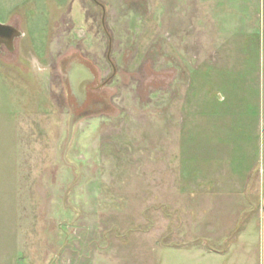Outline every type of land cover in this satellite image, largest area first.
Returning <instances> with one entry per match:
<instances>
[{"label": "rangeland", "instance_id": "374dc122", "mask_svg": "<svg viewBox=\"0 0 264 264\" xmlns=\"http://www.w3.org/2000/svg\"><path fill=\"white\" fill-rule=\"evenodd\" d=\"M9 25L0 264L258 263L264 0H0Z\"/></svg>", "mask_w": 264, "mask_h": 264}, {"label": "crops", "instance_id": "0c3cea01", "mask_svg": "<svg viewBox=\"0 0 264 264\" xmlns=\"http://www.w3.org/2000/svg\"><path fill=\"white\" fill-rule=\"evenodd\" d=\"M19 30V29H18ZM235 192L241 193L244 192V197L241 194H238L237 197L240 200H245L247 202L248 206L245 211L242 212V215L251 217L250 219H247L245 222H251V219L253 218V223L257 225V234H258V263L257 264H264V186L259 187L256 189V187H248L245 186L243 189L241 187H236ZM252 195V196H251ZM255 199V200H254ZM253 201L251 204L248 203V201Z\"/></svg>", "mask_w": 264, "mask_h": 264}, {"label": "flooded vegetation", "instance_id": "af4514ba", "mask_svg": "<svg viewBox=\"0 0 264 264\" xmlns=\"http://www.w3.org/2000/svg\"><path fill=\"white\" fill-rule=\"evenodd\" d=\"M20 35H21V33L19 32V30L12 25L7 26V28H0V48L4 47L7 50V52H12L14 50L15 41L21 40ZM78 71H79L78 74L80 73V75L82 74L85 77L84 80H83V78H81L82 82L79 85L80 89L78 91H75L76 95L78 96V98H80V101L82 102L83 98L84 99L86 98V94H85V92L87 90L86 87L91 82L90 81L91 79L90 80L87 79V76L84 75L83 72H81L80 70H78ZM82 75H81V77H82ZM92 80H94V78ZM79 96H81V97H79ZM87 101H88V97H87Z\"/></svg>", "mask_w": 264, "mask_h": 264}, {"label": "water", "instance_id": "95a60500", "mask_svg": "<svg viewBox=\"0 0 264 264\" xmlns=\"http://www.w3.org/2000/svg\"><path fill=\"white\" fill-rule=\"evenodd\" d=\"M0 28H7V27H5V26H0ZM21 36V35H20ZM19 36V37H20ZM78 70H72V74H71V76H70V80H71V82H72V85L74 86V88H75V85H76V83H78L79 81H80V79L81 78H83V80L85 79V77L83 76V77H81V75H80V73L78 74ZM87 79H89L90 80V77H87ZM75 91H78L77 89H75Z\"/></svg>", "mask_w": 264, "mask_h": 264}, {"label": "bare ground", "instance_id": "6f19581e", "mask_svg": "<svg viewBox=\"0 0 264 264\" xmlns=\"http://www.w3.org/2000/svg\"><path fill=\"white\" fill-rule=\"evenodd\" d=\"M79 97H81V96H79Z\"/></svg>", "mask_w": 264, "mask_h": 264}]
</instances>
